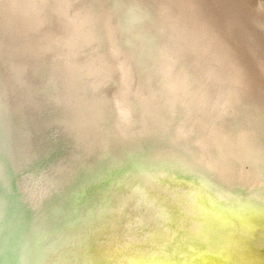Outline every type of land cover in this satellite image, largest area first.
<instances>
[{"label":"bare ground","instance_id":"obj_1","mask_svg":"<svg viewBox=\"0 0 264 264\" xmlns=\"http://www.w3.org/2000/svg\"><path fill=\"white\" fill-rule=\"evenodd\" d=\"M238 46L249 54L237 63ZM49 107L66 111L38 124ZM0 123L16 203H36L48 223L35 245L42 259L29 263L100 264L106 255L112 264L257 263L229 231L159 260L133 255L138 243L126 241L148 236L133 208L147 182L138 191L131 172L145 154L147 171H196L219 191L264 195V0H0ZM123 172L134 181L115 192ZM192 183L185 193L199 192Z\"/></svg>","mask_w":264,"mask_h":264},{"label":"water","instance_id":"obj_2","mask_svg":"<svg viewBox=\"0 0 264 264\" xmlns=\"http://www.w3.org/2000/svg\"><path fill=\"white\" fill-rule=\"evenodd\" d=\"M250 18L251 16L247 17L248 20H250ZM238 48L241 52H238L237 56L240 54L241 56H239V59L236 56L237 63L246 57L248 58L249 54L245 48L239 46ZM242 48L244 50H242ZM230 59H232V56ZM2 80L4 79L2 78ZM48 109L47 112L43 111L42 114L37 112V118L41 120L38 124L45 120L48 122L51 120L52 122L61 114H65L61 112L66 111L65 109L58 110L54 107H49ZM50 110L54 111L53 114L49 113ZM49 114H52V116ZM57 122L58 121H56V124ZM30 124L33 123L30 121ZM2 125L3 124L0 123V127L4 132L5 128L2 127ZM30 126L31 125H29V127ZM32 129L34 130L33 126ZM54 132L55 134L57 133V131ZM53 133H51V135H53ZM7 136L5 132L4 136H0V183L4 185L7 182L6 184L9 185L8 190H10L7 201L0 202V264H7L4 261L7 255L13 258L16 255L17 258L20 257V259H18L19 263L14 260L10 261L8 264H31V262H28L29 259H33L34 261L37 260L38 256L42 259L41 253L38 254L40 250H38V247L35 245L38 235H40L42 239L47 235L45 229L41 230V228H44V226L47 227L48 223L44 212L38 210L36 203H33L32 206L27 204L19 206L18 203H16V201L19 200L18 188L15 179L16 174L13 172V160L10 154H7L5 151ZM35 140L37 141V138ZM37 145L46 149L42 141L40 145ZM114 157L115 156L112 154L107 156L108 160H113ZM145 159H150V155L145 154L142 161L132 160L135 161V165L131 169L133 175L134 169L138 170V176L134 177V180L137 181V190L140 192L142 191L141 181L145 179L147 182L145 189L149 192L148 196H142V199L136 201L133 207L135 211L138 210V217L141 218V222L144 226L143 230H147L148 234L147 239H142V241H144L143 243H141V239L139 242L135 240L136 238L127 239L126 244H131V242L132 244L138 243L132 251L133 255L150 257L157 253L155 256H159V260L161 257L167 255L166 252H161L168 250V252L173 253L175 256H179V254L175 253L176 250L183 249L184 252L188 253L192 248L203 247L205 245L204 242L216 245V243H214V238L219 235V233L226 235L227 231H229L231 236L239 240V243L246 245V253L249 254L250 258H255L256 264H264V195L261 196L251 188L250 190H246L245 188L239 189V192H234V190L219 191L213 186L214 183L204 174L196 171H192L195 177H191L184 171L181 173L180 170L169 168H166L165 171L160 170V172H158V170L147 171L144 166H141ZM81 172L84 174L83 171ZM85 176L89 175H84L83 179ZM120 177L122 182H118V186L116 188L114 187L113 190L115 192L119 186H121L122 190L126 188L124 185L125 182L127 183L128 181L131 185L134 181L127 180L125 172H123V176ZM139 177L142 178L140 179ZM77 178L80 179V177ZM190 182L194 183L195 190H199L198 193H196V191L195 193H189L188 191L185 193L183 191L186 190ZM101 187L102 189L105 188L103 185ZM114 191H111V197L115 195ZM245 191H249L250 193H244ZM101 192L104 195L108 193V191L106 192L105 190ZM195 194L199 196L197 199H195ZM191 195L193 197H190ZM54 199L56 203L57 195H55L52 200ZM9 200L12 202L9 203ZM52 200L46 203L44 202L46 204L44 205L46 206L45 208L48 207L50 209ZM206 200L211 204L208 208L210 207V210L218 215V217L214 214L210 216L208 212L204 213L203 209L197 206H204L202 204H205ZM40 207L42 208V206ZM33 208H35V210ZM54 215L55 212L50 213V223L53 225L59 224L60 221L57 215H55V217ZM175 226H181L183 231L182 229L181 232L176 231L174 229ZM34 228L38 233L34 232ZM190 228H193V230L190 231ZM201 230L209 232L210 234L208 237L210 239H206ZM53 235H56L57 239L59 238L58 234ZM137 235H139V232H137ZM158 241L159 243H156L158 246H160L159 244L166 243L169 245L165 247L164 250L160 248H151V246L153 247V245H155L153 242ZM90 244H92L90 245L91 247L94 245L92 242ZM110 244L111 243H109V245ZM208 250L210 249H206V251L202 253L199 252L197 256L207 257L208 255L203 253L208 252ZM100 252H104V250H94V257L98 254L102 255ZM87 253L88 251L84 252L83 258L86 254L85 261L89 262L91 259L87 257ZM115 254V256L119 255L120 258L123 256L117 251H115ZM103 257H105V260H98L100 264H112V260L114 261V256L106 255Z\"/></svg>","mask_w":264,"mask_h":264}]
</instances>
